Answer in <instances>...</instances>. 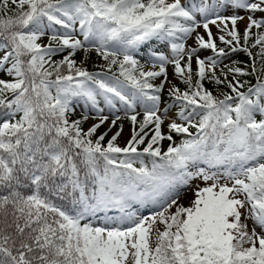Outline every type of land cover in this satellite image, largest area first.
Listing matches in <instances>:
<instances>
[{
    "label": "snow or ice",
    "instance_id": "obj_1",
    "mask_svg": "<svg viewBox=\"0 0 264 264\" xmlns=\"http://www.w3.org/2000/svg\"><path fill=\"white\" fill-rule=\"evenodd\" d=\"M0 264H264V0H0Z\"/></svg>",
    "mask_w": 264,
    "mask_h": 264
},
{
    "label": "rangeland",
    "instance_id": "obj_2",
    "mask_svg": "<svg viewBox=\"0 0 264 264\" xmlns=\"http://www.w3.org/2000/svg\"><path fill=\"white\" fill-rule=\"evenodd\" d=\"M241 15H244V13L242 12ZM259 15L260 14L257 13V16H259ZM244 26H245V22L244 21L238 23V27L241 30H243ZM201 31H203V29H201ZM212 31H213L214 34H216L217 30H216V28L214 26L212 27ZM254 31H255V29H254ZM43 42L46 43L47 40L45 39ZM187 43L191 45L193 43V41L191 39H189L187 41ZM221 46H223V45H221ZM238 53H240V52H238ZM238 53H236L235 55H237ZM208 54H210V53H202V55H208ZM235 55H233V56H235ZM233 56H231L230 59H233ZM74 58L76 59L77 63H80L83 60L85 62L84 66H86L89 71H99L103 67V62L99 59L97 53L94 50L93 51H89L87 54H85L84 52L78 53V54L75 55ZM225 63H227V61H225ZM93 65L95 67H93ZM193 68L195 69V62L194 61H193ZM168 72H169V79H173L171 66H169ZM177 81L178 80H174L175 83ZM158 82L159 81H157V83ZM161 107H163V105ZM76 114H80V112L77 111ZM171 114L172 113H170V115ZM72 118L75 119V118H77V116L74 115ZM92 122L93 121L90 120L88 123H86L84 125V127L87 128ZM120 123H123V125H124V132H123L121 138L119 139L118 143H120L121 146H123L125 141L130 136L131 125H130V122H128L127 120H122ZM166 123H165L164 129H166ZM107 127H108V125L105 124L101 129H99V131L103 132ZM115 130L116 129H113V132ZM111 134L112 133L110 132L109 133V137L111 136ZM213 170H215V169H213ZM197 185L203 187L204 186V182L202 180H200V179H196V180L192 181L191 186L184 187L182 189V194L180 195L179 203L184 204L185 206H187L190 203L191 199L193 198V188H195ZM134 207L140 208V214H142V215H148L152 211H158L159 210L158 208H155V207L146 206L144 208V207H142L140 205H134ZM174 210L175 209H172V211H174ZM110 214H112V213H110ZM96 223H99V222L96 221Z\"/></svg>",
    "mask_w": 264,
    "mask_h": 264
},
{
    "label": "trees",
    "instance_id": "obj_3",
    "mask_svg": "<svg viewBox=\"0 0 264 264\" xmlns=\"http://www.w3.org/2000/svg\"><path fill=\"white\" fill-rule=\"evenodd\" d=\"M258 50V49H257ZM257 50H253L254 52L255 51H257ZM83 51L81 50V51H77V53L76 54H78V53H82ZM67 53L65 52V53H61V54H59V55H57V56H54L53 57V59L54 60H59V59H61L62 58V56L63 55H66ZM98 55V54H97ZM98 57H99V59L103 62V66H104V61H103V59H102V57H100L99 55H98ZM232 60H236V61H247L248 60V57L246 56V54H244L243 52H240V53H238L237 55H235V56H233V59ZM93 67H95L94 65H93ZM54 78V77H53ZM240 79L242 80V81H248V82H250V83H255V77L254 76H244V77H240ZM177 84H179V86H180V88L181 89H183L185 86L182 84V83H180L179 81H177L176 82ZM205 86L206 87H208V88H210L212 91H213V93L214 94H219L220 92H223V91H229L227 88H224V87H219V88H217L216 86H214L213 84H209V83H207V82H205ZM165 97H166V94H165ZM80 114H75V116H79ZM164 131L166 132L167 131V128L166 129H164ZM192 131H195L194 129L192 130ZM99 133H101V131H98V133H97V135L99 134ZM174 139H175V141L177 142V143H179V141H180V139H181V136H179V135H175L174 134ZM106 141H107V137H106V140H105V143H106ZM170 143V141H168V140H164V141H162L161 142V148H162V151H166L167 150V147H168V144ZM141 147H143V146H141ZM146 160H147V158H146ZM138 166V165H137ZM201 167H205V165H203V164H201L200 165ZM145 207V206H144ZM94 223H96V221H94Z\"/></svg>",
    "mask_w": 264,
    "mask_h": 264
}]
</instances>
